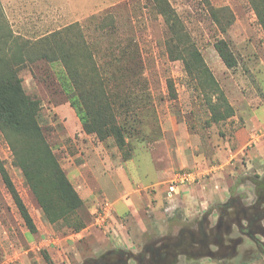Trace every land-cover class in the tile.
I'll list each match as a JSON object with an SVG mask.
<instances>
[{
    "label": "rangeland",
    "instance_id": "374dc122",
    "mask_svg": "<svg viewBox=\"0 0 264 264\" xmlns=\"http://www.w3.org/2000/svg\"><path fill=\"white\" fill-rule=\"evenodd\" d=\"M259 1L264 0H114L116 6L87 15L70 30L7 18L0 6V47H12L11 69L39 102L45 141L82 202L76 215L50 222L0 132V164L35 227L32 232L25 225L0 174V264H85L111 251L142 255L148 264L150 250L176 248L181 234L187 239L198 229L210 238L209 253L172 255L169 264H264V233L258 236L261 245L235 230L227 237L221 215L226 199L250 201L264 181ZM164 2L185 34L180 42L162 16ZM220 40L235 68L219 57ZM17 46L24 47L21 54ZM58 46L70 54L72 46L89 50L107 100L92 98L98 89L90 82L82 100L58 59ZM184 46L200 54L218 92L205 73L186 70L177 56ZM92 111L101 113L99 125L106 124L101 133ZM220 115L227 116L216 121ZM186 171L200 178L180 196L168 197L165 184ZM103 202L111 212L101 226L96 212ZM79 218L85 227L75 233Z\"/></svg>",
    "mask_w": 264,
    "mask_h": 264
},
{
    "label": "trees",
    "instance_id": "16d2710c",
    "mask_svg": "<svg viewBox=\"0 0 264 264\" xmlns=\"http://www.w3.org/2000/svg\"><path fill=\"white\" fill-rule=\"evenodd\" d=\"M162 7L161 13L169 31L177 41L180 42V40L185 37V34L182 32L181 25L175 13L167 2H164V6L162 5ZM255 7L264 29V14L262 11L264 10V1H259V4L256 3ZM213 16L216 18L215 14ZM72 28L73 25H70L66 29L70 30ZM23 49V46H17V50L20 51V54ZM215 49L228 69L236 67V62L224 41L220 40L216 42ZM11 50L12 47H8V45H1L0 47V52L2 53V56H0V132L12 151L14 163L22 170L25 180L30 186L31 191L38 200L45 215L50 222L56 223L62 218H67L69 215H76L77 210L82 206V202L67 180L49 145L45 141L37 120L39 102L25 93L21 79L17 76L16 72L11 69V62H14V58L11 60L7 56ZM55 52L60 53L58 59L67 70L73 82V86L80 92V97L83 98L82 100H84V97L81 90L82 88H86V84L89 85L88 82H90L95 89H98V93L92 96L95 101L100 102L101 99H108L104 89V83L97 77V66L87 48L82 50V47L72 46L70 54L67 50L65 51L62 46H58ZM19 56L21 59L22 56ZM177 56H180L179 58L184 61L185 68L189 73L193 71L200 75H204L205 73L209 79V86L211 88L213 86L215 91L218 92L217 84L205 67L200 54L195 49L184 46ZM86 71H88L87 74L92 73V76L88 77V75L84 73ZM88 95L91 97L90 94ZM218 98V100L223 101L222 103L227 109V112L230 111L228 115H231V109L225 105L224 98ZM211 107L213 110L216 109V105H212ZM100 115V112L92 111L90 113L91 122H95L94 124L97 123V125H99L97 118L98 116L100 117ZM226 116L220 115L215 118V120H222L226 118ZM105 126L106 124L103 122V124L99 125L97 132L101 133L102 128ZM88 132L91 133V131ZM115 134L118 135L117 140L119 145L123 146L124 141L120 136V132L117 131ZM0 174L25 225L30 231L35 232L34 224L23 202L18 196L11 179L1 164ZM51 193L54 194L55 200L50 197ZM57 205L60 207H57ZM58 212H60V214ZM84 227L85 221L79 218L73 225L72 230L77 233Z\"/></svg>",
    "mask_w": 264,
    "mask_h": 264
},
{
    "label": "flooded vegetation",
    "instance_id": "af4514ba",
    "mask_svg": "<svg viewBox=\"0 0 264 264\" xmlns=\"http://www.w3.org/2000/svg\"><path fill=\"white\" fill-rule=\"evenodd\" d=\"M254 195L255 197L250 201L248 196L243 201L235 198L226 199L221 205V215L224 218V230L227 237H230V234L235 230L248 240L261 245L262 241L258 239V236L264 233V181L258 184ZM183 234H181L179 245L176 248L162 245L155 251L150 250L148 264H169L168 260L172 255L194 254L198 257H204L209 253L210 238L205 231L198 229L196 234L188 233L187 239L184 238ZM233 243H235L234 240ZM131 263L147 264L142 255L132 256L119 251L104 253L85 264ZM172 264H176V262L173 261Z\"/></svg>",
    "mask_w": 264,
    "mask_h": 264
},
{
    "label": "crops",
    "instance_id": "0c3cea01",
    "mask_svg": "<svg viewBox=\"0 0 264 264\" xmlns=\"http://www.w3.org/2000/svg\"><path fill=\"white\" fill-rule=\"evenodd\" d=\"M117 4L114 0H0L7 18L12 16L22 23H36L37 28L49 27L41 24H54L51 27L56 29L81 23L87 15L102 13Z\"/></svg>",
    "mask_w": 264,
    "mask_h": 264
},
{
    "label": "built area",
    "instance_id": "2783aa9c",
    "mask_svg": "<svg viewBox=\"0 0 264 264\" xmlns=\"http://www.w3.org/2000/svg\"><path fill=\"white\" fill-rule=\"evenodd\" d=\"M200 178L199 173L193 171L179 172L173 175V178L165 184V193L168 197L180 196L183 189L195 183ZM111 208L108 202H103L100 212H96V222L98 225H103L108 218ZM101 221V222H100Z\"/></svg>",
    "mask_w": 264,
    "mask_h": 264
}]
</instances>
